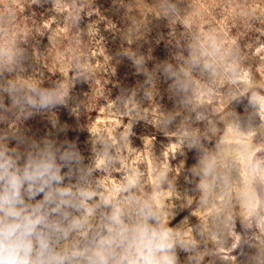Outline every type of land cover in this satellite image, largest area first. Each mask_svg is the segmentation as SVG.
I'll use <instances>...</instances> for the list:
<instances>
[{
  "label": "rangeland",
  "instance_id": "obj_1",
  "mask_svg": "<svg viewBox=\"0 0 264 264\" xmlns=\"http://www.w3.org/2000/svg\"><path fill=\"white\" fill-rule=\"evenodd\" d=\"M45 141L178 264H264V0H0V143Z\"/></svg>",
  "mask_w": 264,
  "mask_h": 264
},
{
  "label": "clouds",
  "instance_id": "obj_2",
  "mask_svg": "<svg viewBox=\"0 0 264 264\" xmlns=\"http://www.w3.org/2000/svg\"><path fill=\"white\" fill-rule=\"evenodd\" d=\"M40 96V107L59 103ZM30 149L0 143V264H178L177 248L189 250L150 205L133 211L93 190L74 145ZM134 187L130 178L122 190Z\"/></svg>",
  "mask_w": 264,
  "mask_h": 264
}]
</instances>
